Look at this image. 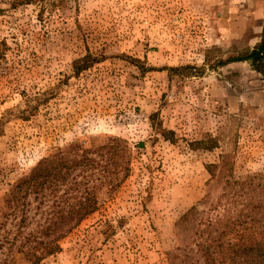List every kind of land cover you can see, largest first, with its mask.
<instances>
[{
  "label": "rangeland",
  "instance_id": "rangeland-1",
  "mask_svg": "<svg viewBox=\"0 0 264 264\" xmlns=\"http://www.w3.org/2000/svg\"><path fill=\"white\" fill-rule=\"evenodd\" d=\"M263 25L264 0H0V264H32L8 243L34 242L56 198L17 211L9 191L42 158L84 150L88 189L67 191L95 192L98 209L36 264H203L197 222H177L212 212L224 181L209 187L207 166L264 186V63H221ZM105 144L122 155L112 187Z\"/></svg>",
  "mask_w": 264,
  "mask_h": 264
},
{
  "label": "trees",
  "instance_id": "trees-1",
  "mask_svg": "<svg viewBox=\"0 0 264 264\" xmlns=\"http://www.w3.org/2000/svg\"><path fill=\"white\" fill-rule=\"evenodd\" d=\"M93 59L87 55L82 60L75 61V70L78 72L88 67ZM244 60H249L256 68L264 63V25L261 39L257 44L244 54L229 57L221 63ZM77 62H86V64L76 66ZM102 148L107 151L106 160L109 163L104 168L102 177L108 178L107 184L112 187L115 179L110 174L115 175L114 168L120 164L119 157L122 155L115 145L105 144ZM77 155L80 156L79 161L75 159L71 161L60 152L42 158L29 174L13 186L5 198L8 203L14 204L18 211L21 210L20 205L27 204L29 196H33L39 204H44L47 195L56 196L33 238L34 242L30 238L18 244L15 238L12 243L7 242L9 250L23 254L32 264L58 251L60 239L80 224L87 215L98 209L96 193L87 190L90 178L86 171L93 167V160L88 158L85 150ZM226 163L223 160L221 163L207 166L210 173L209 187L221 178L224 181L222 193L212 204L210 210L212 212H207L204 217L194 205L180 217L177 227L183 228L193 219L197 222L193 244L202 257L203 264H264V186L256 182L257 177L236 179L229 170L225 174ZM78 165L81 166L80 170L85 172L79 180L76 175L71 177L72 171ZM126 168L128 169L127 166ZM93 179H99L101 183L105 182L97 176ZM63 184L67 186L66 192L58 196L56 194L58 187ZM69 184H73L71 189H77V192L81 187L87 188V192L71 196L72 194L67 191ZM84 195L88 197L83 198ZM256 195L258 196L254 198ZM77 197L79 199L76 200ZM206 198L208 195L205 200ZM25 217L26 215L22 216L20 225L24 223ZM179 250L181 248L177 247L176 251ZM169 259L170 264H190L186 258H180L177 253H171Z\"/></svg>",
  "mask_w": 264,
  "mask_h": 264
}]
</instances>
